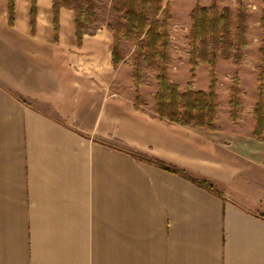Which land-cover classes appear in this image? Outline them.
<instances>
[{
  "label": "crops",
  "instance_id": "crops-1",
  "mask_svg": "<svg viewBox=\"0 0 264 264\" xmlns=\"http://www.w3.org/2000/svg\"><path fill=\"white\" fill-rule=\"evenodd\" d=\"M111 1L77 39L71 9L55 29L51 0H12L11 20L0 0V264H264L246 187L264 186V140L251 110L242 129L243 91L233 125L217 86L214 131L159 119L143 81L137 107L132 55L119 44L113 65L96 16Z\"/></svg>",
  "mask_w": 264,
  "mask_h": 264
},
{
  "label": "trees",
  "instance_id": "trees-1",
  "mask_svg": "<svg viewBox=\"0 0 264 264\" xmlns=\"http://www.w3.org/2000/svg\"><path fill=\"white\" fill-rule=\"evenodd\" d=\"M31 1L33 11L34 0ZM51 1L55 29L61 7L73 11L77 39L82 37L86 27L96 24L97 0ZM216 2L217 0H213L211 4L204 6L200 0H195L189 12L188 80L181 89L178 84L170 80L172 65L168 29L171 19L170 4L165 0L111 1V9L120 15L110 26L114 41L112 61L114 66L121 61L120 42L132 45L131 81L137 107L141 105L139 88L143 81V71L149 69L155 72L156 92L153 97V110L159 119L214 131L218 109V65L220 62L230 63L235 71L230 79L228 113L231 123L236 125L241 103L238 71L242 62V50L247 44L242 16L245 15L246 8L242 0H237L236 9L240 16L237 20H233L229 11L226 8L219 9ZM261 5L259 27L262 38L258 47L260 60L256 76V100L251 119L252 137L256 140H264V0H261ZM8 8L11 20L12 0H9ZM200 66L206 67L208 83L205 91L195 89L197 69ZM153 163L171 173L182 174L201 187L212 191V186L206 181L194 179L183 170L158 160Z\"/></svg>",
  "mask_w": 264,
  "mask_h": 264
},
{
  "label": "rangeland",
  "instance_id": "rangeland-1",
  "mask_svg": "<svg viewBox=\"0 0 264 264\" xmlns=\"http://www.w3.org/2000/svg\"><path fill=\"white\" fill-rule=\"evenodd\" d=\"M171 6V19L169 20V54L172 60V65L170 69V80L180 86L181 89L184 88L185 83L188 80V66H187V55H188V38L187 32L189 27V12L193 7L195 0H165ZM213 0H200V3L204 6H208ZM219 9L226 8L232 19L237 20L240 16L236 9L237 0H217L216 2ZM242 4L246 8L244 18V26L246 31L247 44L245 49L242 50V62L241 67L238 71L240 76V99L241 92L243 91L244 99V113H243V125L242 129L248 130V124L250 121L249 111L253 109L252 101L256 100V76L258 71V65L260 60V55L258 52V47L260 40L262 38V32L259 27L260 14L262 11L261 0H242ZM98 20L105 25L111 26L114 19L120 17L116 14L110 6H105L104 8L98 10L96 13ZM163 19V17H160ZM120 48L122 54L125 57V62L129 61L130 55H132L131 44H126L120 42ZM128 57V58H127ZM235 69L230 63L220 62L218 65V92L220 107L223 106V100L228 93V86L230 79L234 73ZM155 82V72L149 69H144L143 71V84H144V94L147 97L152 96L154 90ZM207 75L206 67H199L197 69V77L195 80L196 90H205L207 88ZM255 103V102H254ZM241 111V103H240ZM261 180L264 181V176H261ZM257 186V188H256ZM248 189H255L257 193L262 196L264 200V186L260 185H246Z\"/></svg>",
  "mask_w": 264,
  "mask_h": 264
}]
</instances>
